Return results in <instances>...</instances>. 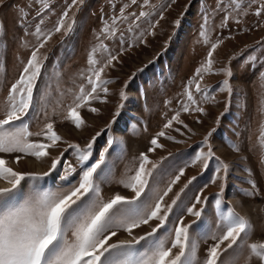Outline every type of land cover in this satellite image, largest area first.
<instances>
[{
  "label": "rangeland",
  "instance_id": "obj_1",
  "mask_svg": "<svg viewBox=\"0 0 264 264\" xmlns=\"http://www.w3.org/2000/svg\"><path fill=\"white\" fill-rule=\"evenodd\" d=\"M43 2L48 4L47 9L42 7L40 0H36V3L33 0H4L0 6V118L10 85L19 78L38 43L36 26L39 24L45 34L53 31L51 39L40 49L42 76L35 94L38 103L34 104L25 119L29 131L39 132L51 120L55 131L68 143H76L84 148L95 137L94 156L107 147L111 139L113 143L106 158L109 170L97 180L104 199L117 193L129 198L134 195L121 181L134 175L141 153H147L149 159L158 164L154 175L163 174L157 188H164L183 168L185 175L166 200L170 202L172 195L193 176L196 179L181 196L183 208L195 203L197 194L202 193V196L209 198L206 205L196 206L197 209L204 207V213L197 221L202 225L200 231L190 230L191 244L195 245L193 264H202L206 249L216 242L213 237L223 234L221 214L229 211L249 220L251 228L240 246H234L225 256L231 259L232 264H245L246 257L252 260V264H257L247 245L264 242V164L261 163L258 140L264 127V106L261 104L264 99V77L260 76L264 72V15H255L257 7L264 0H238L239 8L234 7L233 0H223L229 16L223 27L221 21L224 12L211 11L220 0H176L175 3H171V0H150V6L143 8V0H138L135 5L131 4V0H83L82 4L73 6L69 11V17L75 20V24L68 34L63 29L55 33L54 26L71 0ZM125 5H128L125 15L139 14L141 10L150 12V15L135 24L131 23L132 17L129 15L127 21L118 23L114 37L102 36L105 23L111 24L112 18L119 16L120 9ZM37 8L40 16L36 15ZM21 9L27 13L23 23L20 22ZM206 12L210 16L205 24L202 15ZM161 13L163 19L160 18ZM41 17L44 21L42 24L39 23ZM177 19L181 21L178 27L174 24ZM201 31H207L208 42L201 37ZM218 39L223 42L213 55L212 71L204 73L201 81V86L215 99H205L194 93L205 112H183L181 104L186 102L185 89L193 80L196 69L205 63L211 43ZM101 44L106 45L108 51L99 47ZM94 47L97 48L96 59L100 64L106 62L109 51L117 55L118 60L103 73L104 79L112 81L107 85V103L93 101L90 107L98 109L96 113L87 107L82 109L85 124L77 129L64 116L73 94L85 83L84 75L89 67L87 58ZM224 68L232 72L230 78L222 72ZM226 78L230 79L233 90L231 97L218 87ZM192 88L194 91V84ZM121 91H125L127 96L123 101L119 97ZM100 95L103 97L104 93ZM57 98L63 104L56 103ZM121 104L123 107L118 109ZM177 111H180L183 124L174 121L172 127L164 129V124ZM212 129L216 131L205 145L203 139ZM160 131L166 133L158 138L162 147L148 152L152 147L151 139ZM97 133L100 135L97 136ZM29 139L33 142L43 141V137L36 135ZM233 144L240 151H235ZM209 146L214 158L208 161L207 169L203 167V161L193 164L195 155L207 152ZM66 148L67 144L61 142L57 148L49 149L50 156L43 160L22 153L0 154L4 155L8 166L16 171L42 174L48 171L51 159L64 152L61 163L48 177L41 181L22 182L20 202L33 194L35 184H39L40 191L56 192L68 187L60 179L65 174V165L72 164L77 171L79 166L75 150L64 151ZM17 155L22 157L19 163L15 162ZM215 157L229 165L219 206L213 198L221 192L222 181L211 182L220 168ZM220 174L223 175V172ZM248 181H255L258 190L251 196L247 195V192L253 191ZM8 186L0 180V187ZM181 215L185 223L197 220L186 210L181 213L180 209H174L173 221ZM174 226L175 223L169 225ZM149 231L151 228L142 226L134 229V235H144ZM166 237L167 233L161 235L162 239ZM67 238L71 240L70 232ZM128 239L131 237L127 233L118 231L110 242ZM136 247L140 248L141 245Z\"/></svg>",
  "mask_w": 264,
  "mask_h": 264
},
{
  "label": "snow or ice",
  "instance_id": "obj_2",
  "mask_svg": "<svg viewBox=\"0 0 264 264\" xmlns=\"http://www.w3.org/2000/svg\"><path fill=\"white\" fill-rule=\"evenodd\" d=\"M40 2L43 8H48L47 3L43 0ZM175 2L176 0H171V3ZM33 3H36V0H33ZM82 3L83 0H71L54 26L55 33L63 29L65 34H68L73 29L75 20L69 17V11L73 6ZM137 3L138 0H131V4ZM3 4L4 0H0V6ZM233 5L235 8L240 7L238 0H233ZM149 6L150 0H143L141 7ZM127 7L128 5H125L120 9L119 16L113 17L111 24L105 23L101 30L102 36L114 37L118 23L127 21L129 15L132 17V24L150 15V12L144 10H141L139 14L125 15ZM20 11L22 13L20 22L23 23L27 18V13H24L23 9ZM211 11L224 12L221 21L223 27L229 19L223 0L216 3ZM36 15H41L39 8H37ZM255 15L258 17L264 15V2L257 7ZM209 16L210 13L207 12L202 15L205 24ZM160 18L163 19L162 13ZM43 22L41 17L39 23ZM180 23V19L174 22L177 27ZM131 30L129 27V31ZM35 35L38 43L31 51L19 78L10 85L7 92L6 102L2 109L3 115L0 118V154L22 153L25 156L43 160L50 156L49 149L57 148L63 142L67 144L64 151L75 150L79 171L72 164H66L65 174L60 179L65 181L68 187L56 192L40 191L39 184H35L32 189L33 194L20 202L19 193L22 182L41 181L48 177L61 163L64 152L52 158L48 171L42 174L16 171L8 166L4 155H0V180L9 185L0 187V264H193L195 245L191 244L190 230L200 231L202 225L197 224V221L202 217L204 207L197 209L196 206L206 205L209 199L202 196V193L197 194L195 203L186 209L183 208L181 196L196 179L195 176L188 179L168 202L166 198L173 193V187L185 175L184 169L181 168L164 188H157L156 185L162 181L163 174L154 175L158 164L152 162L147 153H141L134 175L121 181L124 187L130 189L134 195L129 198L117 193L109 199H104L97 180L104 177L109 170L106 158L113 143L111 139L107 142L108 146L94 156L92 149L95 137L84 148L76 143H68L63 141V138L55 131L54 122L51 120H48L39 132L29 131L25 119L32 111L34 104L38 103L35 94L38 91V81L42 76L43 60L40 49L44 48L51 39L53 31L45 34L38 24L35 28ZM200 35L205 42H208L207 31H201ZM122 37L123 34H121ZM222 42L218 39L215 43H211L205 63L196 69L193 80L185 89L186 102L181 104L183 112H205V109L199 106L194 93L204 96L205 99H215L210 96L206 88L201 86V81L204 73L212 71L213 55ZM99 47L108 51L106 45L101 44ZM96 52L97 48L94 47L89 53L87 58L89 67L87 74L84 75L85 83L79 86L78 92L73 94L71 103L66 107L64 119L77 129L85 124L81 115L82 109L87 107L89 111L96 113L98 109L90 107L93 101L107 103L109 92L107 85L112 81L104 79L103 73L107 68L113 67V62L118 60V56L109 51L106 62L100 64L96 59ZM222 72L229 78L233 75L228 68L222 69ZM260 76L264 77V72ZM192 84H194V91ZM218 87L220 91L227 92L231 97L233 90L230 86V79H224ZM101 92L104 93L103 97L100 95ZM119 97L122 101L127 99L126 92L121 91ZM56 103L63 104V101L57 98ZM261 104L264 106V99L261 100ZM122 107V104L118 105V109ZM116 114L118 115L119 112ZM45 115L47 116V113ZM174 121L183 124L180 120V111H177L164 124V129L172 127ZM215 131L216 129H212L204 137L205 145L208 144L209 137ZM32 135L43 137V141H31L29 137ZM99 135L100 133H97V136ZM165 135V131L158 132L156 137L151 139L152 147L148 149V152L162 147L158 143V138ZM168 138L172 139V137ZM258 140L261 148V163L264 164V127H262ZM232 147L235 151H240L235 144ZM212 158H214V152L209 146L207 152L197 153L192 163L203 161V167L207 169L208 161ZM215 158L219 161L220 168L217 169L211 182L215 184L217 180L222 181L221 192L213 198L219 206L229 165L221 161L219 157ZM21 159L20 155L15 156L16 163H19ZM221 171L223 175L220 174ZM246 171L251 170L246 169ZM73 174H76L78 179ZM248 182L252 185L253 191L247 192V195L256 194L258 190L255 181ZM174 209H180L181 213L186 210L188 215L196 217L197 220L185 223L181 215L173 221ZM221 216L224 226L223 234L213 237L216 242L206 249V258L202 264H232L231 259L225 254L234 249V246L238 248L249 235L251 223L245 217L234 211H229L227 214L222 213ZM170 223H175V226L169 227ZM193 225H196L195 229ZM142 226H148L151 231L140 236L134 235V229ZM118 231L127 233L131 239L111 243L110 241L117 236ZM69 232L71 240L67 238ZM163 233H167L164 239L161 238ZM142 241L143 244H141ZM137 245L141 247L137 248ZM222 245L224 247H221ZM247 248L252 258L257 260V264H264V242L251 243L247 245ZM245 264H252V260L246 257Z\"/></svg>",
  "mask_w": 264,
  "mask_h": 264
}]
</instances>
